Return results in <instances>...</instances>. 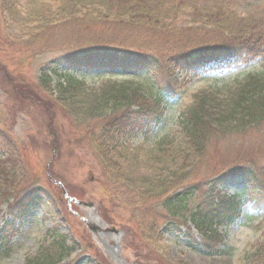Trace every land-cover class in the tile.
<instances>
[{
  "label": "rangeland",
  "instance_id": "obj_1",
  "mask_svg": "<svg viewBox=\"0 0 264 264\" xmlns=\"http://www.w3.org/2000/svg\"><path fill=\"white\" fill-rule=\"evenodd\" d=\"M78 1L20 0L13 20L0 9V137L5 147L0 145V161H4V167H0V229L13 225L15 230L9 244L0 245V264H26L28 258H35L56 242L58 236L67 238L69 246L73 241L75 245L72 254L58 264L264 263V252L259 261L257 258L254 262L253 255L264 244V210L257 213L250 203L253 196H258L255 190H264V173L257 175L254 184L234 176L219 186L225 198L241 203L242 212L235 222H220L217 226L222 243L215 250L195 249L191 237L196 240L201 235L190 221L196 208L210 211L204 182L229 171L237 161L243 164L242 160L248 159L246 164L264 167V123L244 134L214 139L201 156L196 160L192 157L194 166L187 170V180L179 184L189 185L192 191L189 197L184 195L181 205L166 206L165 199L172 191L159 188L156 181L169 176L167 168L174 170L181 165L182 160L171 162L162 153L170 147L181 148L184 143L178 122L192 95L232 90L242 82L244 74L264 70V55L251 64L230 69L191 70L185 87L168 102L158 125L135 130L126 127L115 134V142L109 143L121 156L114 160V167L104 169V161L86 128L74 125L70 107L57 99L59 74L81 77L91 90L114 80L136 86L145 95L150 87L155 91L156 80L143 72L104 67L79 70L60 64L64 61L61 57L72 50L79 52L90 45L101 48L100 38L116 40L130 50L144 42L134 41L143 38L141 32L125 26L123 18L106 19L107 7L117 10L123 3L130 5L135 0H83L84 7ZM187 1L188 8L179 12L174 27L191 31L179 36L184 40L173 44L178 48L196 50L215 35L209 26L203 27V20L190 5L209 8L224 2L237 16L264 19V0ZM156 41H149L154 46L140 49L157 50ZM52 64L59 66L57 74L50 76ZM43 74L51 77L50 82H45ZM99 128L100 125L96 138L101 135ZM158 157L161 161L155 164ZM117 170L124 176L116 177ZM36 188L42 192L37 195L41 203H32L29 208L24 195ZM173 210L177 216L172 222ZM216 212L224 213L213 211ZM188 226L192 235L185 233Z\"/></svg>",
  "mask_w": 264,
  "mask_h": 264
},
{
  "label": "trees",
  "instance_id": "obj_2",
  "mask_svg": "<svg viewBox=\"0 0 264 264\" xmlns=\"http://www.w3.org/2000/svg\"><path fill=\"white\" fill-rule=\"evenodd\" d=\"M18 1L20 0H0V9L4 15L9 16V19L13 20L18 15ZM187 2V0H152V2L135 0L130 5L123 3L117 10L107 7L106 19L113 17L118 21L123 18L121 22L125 26L141 32L143 38L134 39V41L142 40L144 42L130 50L125 47V44L116 42V40L100 38V43H97L103 44L101 48L98 45H90L85 50L79 52L72 50L66 54L67 56L61 57L64 61L60 64L79 70L82 67H104L110 70L118 68L121 71L152 74L156 80V84L153 85L155 91L150 87L145 95L136 86L133 87L128 83L114 80L105 81L99 88L91 90L85 87L81 77L76 79L66 73L59 74V82L56 83L57 99L62 100L66 103L65 105L70 107L75 119V124H73L78 128H83V126L86 128L91 143L97 149L98 156L104 161L102 164L104 169L114 167L116 165L114 160L121 156L115 150L116 148H113L109 143L115 142L113 139L115 134H119L122 130L125 131L126 127L135 130L158 125L162 119L164 108L185 87V80L191 70L230 69L242 64H251L264 55V19L250 20L251 16H237L229 10L228 4L224 2H217L216 5L213 4L209 8H199L196 4L190 5L189 8L203 20V27L209 26L210 33L215 31L213 32L215 33L214 40L208 39L202 42L204 44L199 45L196 50L188 47H176L175 45H179V41L183 42L184 40L179 36L191 31H179L174 27V21L179 12L188 8ZM78 3L84 7L83 0H79ZM46 25L49 24L46 23ZM208 32L209 30H207V34ZM154 40H157L156 43H158L157 50L140 49L143 46H154L152 42H149ZM77 49L79 50L80 46ZM58 66L59 64H52L48 69L50 76L57 74ZM49 75H42L45 82H50ZM263 123L264 70L262 72L252 70L244 74L242 82L232 87V90L221 93L200 91V93L193 94L189 105L180 113L178 122L182 136H184V143L180 145L181 148L170 147L162 153L164 158H171V162L177 159L182 160L178 169L167 168L168 177L156 179L159 188L163 186L167 188L168 193L172 191L170 196L165 199L166 206L176 207L182 204L184 195L189 197L187 195L192 191L189 185L188 187L186 185L179 187V184L187 180L189 175L187 170L194 166L195 162L192 157H195L194 160H196L197 156H201L214 139H223L234 133L244 134L245 131ZM99 125L101 135L96 138L95 131ZM1 142L2 137H0V145L5 149ZM159 158L157 162L154 160L155 164L161 161ZM246 160H242L243 164H246ZM3 163L4 161L1 160L0 167L2 168L4 167ZM243 164L241 161H237L235 166L229 168L230 170L226 169L229 171L217 175L211 182H202L207 189L205 200L208 201L210 211L198 207L196 208L197 212L190 218L193 229L201 235L200 239L196 240L191 237L195 249L210 250V252L215 250L222 243V235L217 230L220 222L233 223L241 216V203L239 201L236 203L234 198H225V194L218 189L228 177L241 176L249 184H254L259 177L257 175L264 173V167L258 168L253 162ZM154 168L157 169V167ZM117 173L116 177L118 178L124 176L123 172H119V170ZM35 190V192L32 191L24 195L29 208L32 203L35 206L41 203L37 195H41L42 192L38 188ZM255 192L258 193V196H253L250 203L251 208L259 213L264 210V190L257 189ZM213 209L215 211L223 210L224 213L223 215H219L217 212L213 213ZM46 210L47 214H50V210L47 208ZM174 210L176 211V209ZM174 210L170 219L172 222L177 216V212ZM184 223L187 225V222ZM153 225L152 227L156 226ZM191 232L192 230L188 226L185 233L192 235ZM14 233L13 225L11 228L5 226L1 228L0 245L9 244ZM57 239L35 258H28L25 261L26 264H58L70 256L75 246L74 241L73 246L72 244L69 246L67 238L58 236ZM75 243L77 242L75 241ZM263 252L264 244L261 245L260 250H257V254H253L254 262L257 258V261L263 259ZM255 263L257 264V262Z\"/></svg>",
  "mask_w": 264,
  "mask_h": 264
},
{
  "label": "snow or ice",
  "instance_id": "obj_3",
  "mask_svg": "<svg viewBox=\"0 0 264 264\" xmlns=\"http://www.w3.org/2000/svg\"><path fill=\"white\" fill-rule=\"evenodd\" d=\"M3 214V212L2 211H0V215H2Z\"/></svg>",
  "mask_w": 264,
  "mask_h": 264
}]
</instances>
